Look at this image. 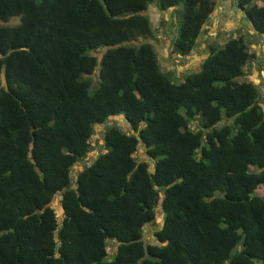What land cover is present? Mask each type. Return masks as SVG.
<instances>
[{
	"label": "trees",
	"instance_id": "16d2710c",
	"mask_svg": "<svg viewBox=\"0 0 264 264\" xmlns=\"http://www.w3.org/2000/svg\"><path fill=\"white\" fill-rule=\"evenodd\" d=\"M233 1L264 33V0ZM149 4L172 16L178 56L215 0H0V264H264V111L237 78L253 52L206 41L175 81L143 39ZM117 115L127 129L104 125L71 174Z\"/></svg>",
	"mask_w": 264,
	"mask_h": 264
},
{
	"label": "rangeland",
	"instance_id": "374dc122",
	"mask_svg": "<svg viewBox=\"0 0 264 264\" xmlns=\"http://www.w3.org/2000/svg\"><path fill=\"white\" fill-rule=\"evenodd\" d=\"M258 3H260V1H258ZM146 13L148 14L153 32L150 37L143 39L152 43L161 68L169 71L172 79L175 81L181 80L185 73L190 72L197 66L207 53L206 41L220 45L222 41L229 36H241L245 44H247L249 52L252 51L254 55H250L242 65L243 74L237 78L238 80H250L257 85L260 103L264 111V33H256L250 28L243 14L234 7L233 0H215L213 12L206 20V24L202 26L203 29L195 41L194 47L186 55L177 56L171 51L173 26L171 25L172 16L168 11L159 12L154 6L149 4ZM15 21L16 19L14 17L8 20L9 23H14ZM140 40H142L141 37L138 38V41ZM100 52L101 50L97 54ZM95 71H97V68H95ZM91 76L94 79L96 73L91 74ZM91 89L92 85L89 87V91H91ZM109 123H114L123 130L128 127L124 118L119 115L109 116L106 121L94 124V131L91 136V149L72 166L71 174H74L76 169L83 163L88 162L101 149L102 129L104 125ZM218 124H220V121L216 126ZM189 126L195 128L196 124L190 121ZM136 155H144L143 146L141 144L138 145ZM253 194L264 196V183L259 184L253 189ZM56 198L57 197L54 195L51 199V205L59 215L60 207ZM160 223L161 211L159 205H156L153 222L146 223L142 227V240L144 242H156L152 235V230L158 227ZM111 241L110 239H106L107 252L105 259H110L113 255Z\"/></svg>",
	"mask_w": 264,
	"mask_h": 264
},
{
	"label": "water",
	"instance_id": "95a60500",
	"mask_svg": "<svg viewBox=\"0 0 264 264\" xmlns=\"http://www.w3.org/2000/svg\"><path fill=\"white\" fill-rule=\"evenodd\" d=\"M130 130H131V128H129ZM134 135L137 137V134H136V132H134Z\"/></svg>",
	"mask_w": 264,
	"mask_h": 264
},
{
	"label": "crops",
	"instance_id": "0c3cea01",
	"mask_svg": "<svg viewBox=\"0 0 264 264\" xmlns=\"http://www.w3.org/2000/svg\"><path fill=\"white\" fill-rule=\"evenodd\" d=\"M248 25H249V23H248ZM248 25H247V26H248ZM249 26H250V25H249ZM250 28H251V27H250ZM248 51H249V50H248ZM251 53H252V51H251ZM253 55H254V54H253Z\"/></svg>",
	"mask_w": 264,
	"mask_h": 264
}]
</instances>
